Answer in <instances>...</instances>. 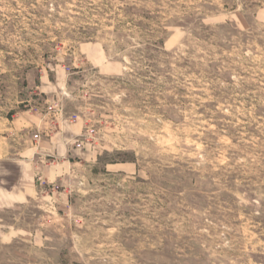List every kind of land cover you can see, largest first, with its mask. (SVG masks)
Instances as JSON below:
<instances>
[{
  "label": "rangeland",
  "instance_id": "374dc122",
  "mask_svg": "<svg viewBox=\"0 0 264 264\" xmlns=\"http://www.w3.org/2000/svg\"><path fill=\"white\" fill-rule=\"evenodd\" d=\"M0 264H264V0H0Z\"/></svg>",
  "mask_w": 264,
  "mask_h": 264
},
{
  "label": "built area",
  "instance_id": "2783aa9c",
  "mask_svg": "<svg viewBox=\"0 0 264 264\" xmlns=\"http://www.w3.org/2000/svg\"><path fill=\"white\" fill-rule=\"evenodd\" d=\"M48 109H49V114H51V113H58V112H61L62 113V109L59 106V104H56L54 106H50ZM39 138H40V135H35V139L36 140H38ZM83 142L84 143H86V142L89 143L90 142L89 139L87 138V136L84 137V139L81 140V142L78 143L76 147L77 148H81L83 146V144H84Z\"/></svg>",
  "mask_w": 264,
  "mask_h": 264
}]
</instances>
